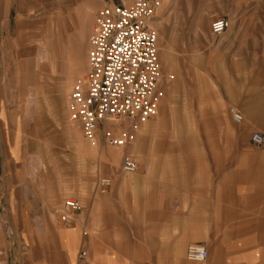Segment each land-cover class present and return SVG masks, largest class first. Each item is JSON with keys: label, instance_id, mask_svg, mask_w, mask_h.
<instances>
[{"label": "rangeland", "instance_id": "obj_1", "mask_svg": "<svg viewBox=\"0 0 264 264\" xmlns=\"http://www.w3.org/2000/svg\"><path fill=\"white\" fill-rule=\"evenodd\" d=\"M133 2L0 0V264H27L43 246L49 263L54 262L59 247L55 225L69 228L73 215L83 209L80 198L99 194V179L108 178L115 165L118 170L125 155L139 167L144 152L154 166L218 168L225 181L234 169L257 161L244 157L245 152L256 157L258 150L249 142L246 121L235 125L227 110L244 97L232 93L238 77L233 49L216 45L232 38L233 26L244 25L242 38L247 40L254 10L256 54L261 56L264 0L162 1L151 26L158 37L157 114L161 110L163 118L143 135L144 124L114 122L125 131L112 129L113 136L130 137L117 164L99 155L106 151L114 156L116 148L104 140L91 146L81 124L70 121V95L83 85L98 12ZM218 19H225L228 28L215 37L211 25ZM217 80L223 93L216 90ZM68 126H77L80 135H70ZM68 199L78 201L81 209L66 210ZM40 218L47 232L43 236Z\"/></svg>", "mask_w": 264, "mask_h": 264}, {"label": "crops", "instance_id": "obj_2", "mask_svg": "<svg viewBox=\"0 0 264 264\" xmlns=\"http://www.w3.org/2000/svg\"><path fill=\"white\" fill-rule=\"evenodd\" d=\"M254 16L251 10L247 40L242 38L245 26H233L232 38L216 46L231 47L234 52L231 59L237 64L238 77L232 81L236 88L232 93L244 97L227 110L230 118L231 109L239 112L240 125L246 121L249 142L258 150L253 152L256 157L251 152L244 157L257 159L255 164L248 161L225 181L218 168L213 172L206 166H154L146 162L149 156L143 152L137 172L125 175L115 165L125 147L112 149L114 156L101 151L99 155L115 165L108 173L110 188L80 198L83 209L73 215L69 228L57 222L59 247L54 262L49 263L43 246L39 256L27 264H264V143L257 147L251 141L253 134L264 138V97L256 100V96H264V40L262 55L257 56ZM214 84L223 93L220 82ZM144 127L145 123L141 135ZM121 128L114 122L105 123L90 145L103 143L102 129L125 131ZM67 130L70 135H80L77 126ZM225 184L229 190L224 189ZM38 222L43 236L46 229L41 218ZM191 245L205 248L204 262L186 260ZM82 251L86 257L80 260Z\"/></svg>", "mask_w": 264, "mask_h": 264}, {"label": "built area", "instance_id": "obj_3", "mask_svg": "<svg viewBox=\"0 0 264 264\" xmlns=\"http://www.w3.org/2000/svg\"><path fill=\"white\" fill-rule=\"evenodd\" d=\"M160 7L161 0H134L131 6L105 7L98 12L89 38L85 87L76 86L70 95L69 119L81 124L89 142H94L99 127L107 122L128 119L144 124L156 116L161 74L158 37L150 23ZM227 28L228 22L218 19L212 23L211 33L219 37ZM230 115L235 124H242L239 112L231 109ZM102 139L110 147L123 148L130 137H115L110 131H104ZM251 141L261 146L264 138L253 134ZM120 170L133 174L138 170V164L125 155ZM110 186V178L99 179L100 193H105ZM64 208L78 211L81 206L78 201L68 199ZM64 221L69 219L64 217ZM85 257L84 251L78 256L80 260ZM186 259L204 262L207 252L202 246L191 245L186 250Z\"/></svg>", "mask_w": 264, "mask_h": 264}, {"label": "bare ground", "instance_id": "obj_4", "mask_svg": "<svg viewBox=\"0 0 264 264\" xmlns=\"http://www.w3.org/2000/svg\"><path fill=\"white\" fill-rule=\"evenodd\" d=\"M162 1L163 0H161V7H162ZM124 2L125 3H127L128 2V0H124ZM161 7L158 9V11H157V14H158V12L160 11V9H161ZM155 19V18H154ZM153 23V21L150 23V27L153 29V30H155L152 26H151V24ZM156 32V31H155ZM40 55L42 56L43 54L42 53H40ZM182 71V70H181ZM79 87H81V88H84L85 87V83H84V81H83V85H78ZM66 103V102H65ZM33 104H34V106L35 107H38V100H34L33 101ZM162 118H163V114H162V111L160 110V112L157 114V117H155V120H153L154 122L153 123H151V124H149V125H147V124H145V126L146 127H144V130H145V132H148V130H150V129H153V125L156 127V125L157 124H159L161 121H162ZM74 123H76V122H74ZM156 130V129H155ZM154 131V130H153ZM134 147H135V145H134ZM38 164H39V162H38ZM39 166V165H38ZM134 174V173H133ZM64 206V205H63Z\"/></svg>", "mask_w": 264, "mask_h": 264}]
</instances>
